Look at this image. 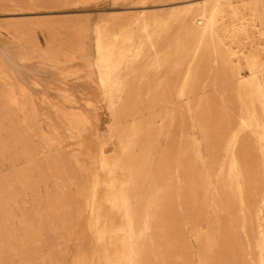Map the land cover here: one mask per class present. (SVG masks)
<instances>
[{
	"label": "rangeland",
	"instance_id": "374dc122",
	"mask_svg": "<svg viewBox=\"0 0 264 264\" xmlns=\"http://www.w3.org/2000/svg\"><path fill=\"white\" fill-rule=\"evenodd\" d=\"M219 1L0 0V264H264V0Z\"/></svg>",
	"mask_w": 264,
	"mask_h": 264
},
{
	"label": "bare ground",
	"instance_id": "6f19581e",
	"mask_svg": "<svg viewBox=\"0 0 264 264\" xmlns=\"http://www.w3.org/2000/svg\"><path fill=\"white\" fill-rule=\"evenodd\" d=\"M220 7H221V1L217 0V2L215 3L214 7L212 8L209 18L207 17V22L205 24V29H204V33H209L210 35H214L217 31L218 28V17H219V11H220ZM204 17V16H203ZM206 21V20H205ZM243 22V21H242ZM221 25V24H220ZM250 26V25H249ZM203 29V28H202ZM226 29V28H225ZM233 29V28H231ZM232 31V35L235 36L238 32L235 30H231ZM203 32V31H202ZM250 33V32H249ZM222 34V33H221ZM253 34V33H252ZM255 34V33H254ZM257 34V33H256ZM201 35V34H200ZM231 35V33H230ZM219 37V36H218ZM222 37V36H221ZM246 37V36H245ZM248 37V36H247ZM203 38V37H202ZM230 38V37H229ZM239 38V37H238ZM221 39V38H220ZM243 39V37H242ZM255 39V38H254ZM235 40V39H234ZM245 40V39H244ZM257 40V39H256ZM222 41V40H221ZM231 41V40H230ZM229 41V42H230ZM235 42V41H234ZM240 42V41H239ZM248 42V41H247ZM252 42V41H251ZM250 42V44H251ZM217 48V47H216ZM233 50V49H232ZM198 51V49H197ZM228 54V53H227ZM253 55V54H252ZM233 56V55H232ZM235 59V58H234ZM232 61V60H231ZM240 62V61H239ZM97 65L98 67L101 68L102 70V81L104 83H106V81H108L109 77H110V72H111V65H110V56L101 52V50L99 51V55L97 58ZM238 66V65H237ZM252 77V76H251ZM253 78V77H252ZM245 79V78H244ZM254 80V79H253ZM251 81V80H250ZM254 82V81H252ZM249 83V82H248ZM247 84V83H246ZM255 84V83H254ZM249 86V85H248ZM252 86V84H251ZM255 86V85H254ZM250 87V86H249ZM253 89V88H252ZM251 89V90H252ZM255 90V89H254ZM101 159V158H100ZM101 161V160H100ZM103 163V162H101ZM101 165V164H100ZM238 170V169H237ZM95 198V194L94 197ZM92 214V212H91Z\"/></svg>",
	"mask_w": 264,
	"mask_h": 264
}]
</instances>
